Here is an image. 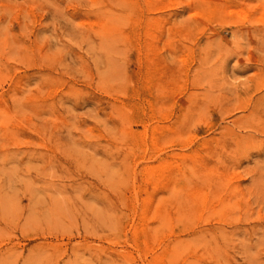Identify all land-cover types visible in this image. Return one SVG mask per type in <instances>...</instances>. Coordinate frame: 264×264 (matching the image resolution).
Here are the masks:
<instances>
[{
    "label": "rangeland",
    "instance_id": "rangeland-1",
    "mask_svg": "<svg viewBox=\"0 0 264 264\" xmlns=\"http://www.w3.org/2000/svg\"><path fill=\"white\" fill-rule=\"evenodd\" d=\"M0 264H264V0H0Z\"/></svg>",
    "mask_w": 264,
    "mask_h": 264
}]
</instances>
